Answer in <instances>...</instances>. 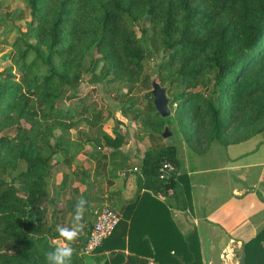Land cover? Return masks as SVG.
Returning <instances> with one entry per match:
<instances>
[{"label":"trees","instance_id":"1","mask_svg":"<svg viewBox=\"0 0 264 264\" xmlns=\"http://www.w3.org/2000/svg\"><path fill=\"white\" fill-rule=\"evenodd\" d=\"M19 1L25 9L0 25L28 16L35 43L17 38L11 66L0 71V264H46L58 245L40 196L60 151L56 132L73 128L84 108L83 99L75 100L85 73L118 85L124 110L149 137H162L168 123L176 144L145 152L135 173L137 197L113 234L92 257L82 253L87 241L71 244V264H123L126 250L128 264H202L197 231L182 234L160 199L172 191L175 208H192L179 139L194 157L214 144L264 140V0ZM153 78L168 86L167 119L155 110ZM136 89L150 98L148 111L138 108ZM166 164L181 173L161 179ZM150 203L160 215L139 246L138 224ZM243 255L245 264H264V226Z\"/></svg>","mask_w":264,"mask_h":264},{"label":"crops","instance_id":"2","mask_svg":"<svg viewBox=\"0 0 264 264\" xmlns=\"http://www.w3.org/2000/svg\"><path fill=\"white\" fill-rule=\"evenodd\" d=\"M93 92L79 94L84 108L78 112V123L70 130L56 132L60 151L51 162L47 184L40 196L47 229L51 228L57 236L53 239L57 244L60 243L57 228L72 226L70 213L79 196L88 201L85 228L72 244L87 241L99 210L108 207L123 216L137 197L135 173L143 163L145 152L166 143L162 137H149L140 124L131 120L128 111L119 112L110 109L103 100L96 101ZM143 99L138 108L148 111L150 98L143 93ZM91 105L93 108L87 109ZM215 147L224 152L213 153ZM225 149L213 145L206 155L215 154V159L220 160L217 168L206 167L204 156L182 161L181 172L188 174L191 184V209L175 208L172 191L168 199H160L169 207L182 234L197 231L202 264H240L244 244L264 226V191L259 192L264 186V173L256 172L264 167L263 157L254 150L229 157ZM246 182H250V188H244ZM142 215L138 224L139 246L144 245L149 224L160 213L150 203L145 204ZM122 252L126 256L123 264H128L130 253ZM106 255L109 257L111 253ZM147 264L155 263L149 259Z\"/></svg>","mask_w":264,"mask_h":264},{"label":"rangeland","instance_id":"3","mask_svg":"<svg viewBox=\"0 0 264 264\" xmlns=\"http://www.w3.org/2000/svg\"><path fill=\"white\" fill-rule=\"evenodd\" d=\"M24 5L22 2L19 0H0V20L4 19L8 16H13L14 12L16 11H23ZM6 22L2 25H0V71H3L6 68H9L11 66V61H10V55L12 54L13 50V43L16 41L17 38L19 37H26L27 40L31 43H35V40L33 36L30 34L29 28L27 26V21H28V16L25 20H17V21H9L5 19ZM160 62V59L157 58L153 62V67ZM90 63V61H89ZM101 66L98 68V72L100 71ZM151 74L154 72L153 69H151ZM139 89V88H138ZM94 91V96L95 99L98 100H103L105 104L110 108L114 110L123 111L124 110V104L125 102H122L123 99L120 97L121 93V88L118 85H114L112 87H107L106 84L103 82H93L91 81V74L85 73L84 78H83V83L79 89V94H86L87 92ZM136 96L139 100H141L143 104V93L140 90L136 89ZM81 98V96L76 97L78 100ZM77 100H75L77 102ZM74 101V102H75ZM73 102V103H74ZM131 120L134 122L133 117L131 116ZM175 138V137H174ZM179 138V137H178ZM178 143V142H177ZM176 144V143H175ZM218 145V144H214ZM178 147L180 150V157L184 163V160L186 158L191 159L195 155L191 154L186 146V143L179 139ZM211 150V149H210ZM226 151V156L232 157L237 156L235 154H242L245 152H259V156L264 158V140L262 137H257L254 138L248 142H245L240 145H233L225 149ZM224 152L222 149L220 150L219 147H215L213 153L218 154V152ZM209 153V152H208ZM208 153L206 155H208ZM212 153L210 152V155ZM215 154H212L211 156H206L204 155L205 159L204 162L206 164V167H211V168H217L220 164V160L217 158L215 159ZM197 157H203V156H197ZM263 158H261V161L264 163ZM197 163V161L193 162ZM227 167V166H223ZM261 166L258 168L256 172L258 173H264V167ZM246 172V171H243ZM250 182H246L244 184V188H250ZM264 191V186H261L259 188V192ZM260 229V228H259ZM260 231V230H259ZM92 259H90L91 261ZM89 261V262H90Z\"/></svg>","mask_w":264,"mask_h":264},{"label":"clouds","instance_id":"4","mask_svg":"<svg viewBox=\"0 0 264 264\" xmlns=\"http://www.w3.org/2000/svg\"><path fill=\"white\" fill-rule=\"evenodd\" d=\"M88 201L83 196L77 197L73 209L71 227H58L57 232L60 243L46 254V264H71L73 256L72 242L76 241L85 228L84 216L87 211Z\"/></svg>","mask_w":264,"mask_h":264},{"label":"built area","instance_id":"5","mask_svg":"<svg viewBox=\"0 0 264 264\" xmlns=\"http://www.w3.org/2000/svg\"><path fill=\"white\" fill-rule=\"evenodd\" d=\"M179 170L172 164H166L161 170V179H167L178 175ZM121 220V216L111 208H103L96 212V221L87 238L83 253L92 257L104 240L109 238Z\"/></svg>","mask_w":264,"mask_h":264},{"label":"water","instance_id":"6","mask_svg":"<svg viewBox=\"0 0 264 264\" xmlns=\"http://www.w3.org/2000/svg\"><path fill=\"white\" fill-rule=\"evenodd\" d=\"M154 98V106L157 114L161 116L163 119H167L172 115V111L170 108L172 99L168 96V86H163L157 78L152 79V90L150 91ZM162 138L166 141L168 146H174L176 141L173 136V132L170 129L168 123L165 124ZM245 256L241 260L240 264H245ZM88 264H106V260L101 263H98L94 259H92Z\"/></svg>","mask_w":264,"mask_h":264}]
</instances>
